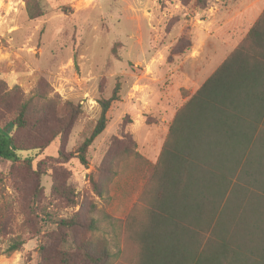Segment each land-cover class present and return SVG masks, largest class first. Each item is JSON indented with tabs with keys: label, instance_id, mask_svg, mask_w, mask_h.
I'll list each match as a JSON object with an SVG mask.
<instances>
[{
	"label": "rangeland",
	"instance_id": "374dc122",
	"mask_svg": "<svg viewBox=\"0 0 264 264\" xmlns=\"http://www.w3.org/2000/svg\"><path fill=\"white\" fill-rule=\"evenodd\" d=\"M28 1L0 0V78L23 97L40 88L50 112L69 100L80 113L63 143L56 138L42 151L22 153L33 156L30 170L0 161V264H59L53 248L61 233L76 241L103 238L113 264H125L117 220L137 201L142 173L119 157L106 185L95 190L90 177L110 150L121 148L112 144L120 130L155 161L176 109L250 26L234 32L232 15L222 23L214 10L231 13L243 0H38L42 15L36 17ZM100 99H110L106 125L84 166L73 151L98 119ZM10 123L0 113V131L9 132ZM56 183L63 192L52 190ZM70 218L79 225L66 230L56 223ZM13 241L22 243L9 251Z\"/></svg>",
	"mask_w": 264,
	"mask_h": 264
},
{
	"label": "trees",
	"instance_id": "16d2710c",
	"mask_svg": "<svg viewBox=\"0 0 264 264\" xmlns=\"http://www.w3.org/2000/svg\"><path fill=\"white\" fill-rule=\"evenodd\" d=\"M27 4L31 17L42 15L38 0ZM38 89L23 97L0 78V113L11 118V130L0 131V161L29 170L33 156L22 153L42 151L56 138L63 143L80 113L69 100L50 112ZM98 103V119L73 151L84 166L90 145L105 128L110 99ZM112 142L121 148L110 150L96 178L91 175L93 188L107 184L119 157L134 163L143 179L137 201L117 220L125 264H264V9L176 109L154 162L135 150L128 132L120 130ZM52 190L64 188L56 183ZM56 223L66 230L79 225L75 218ZM94 232L89 222V235ZM56 242L59 264H113L103 238L76 241L61 233ZM21 243L13 241L9 251Z\"/></svg>",
	"mask_w": 264,
	"mask_h": 264
},
{
	"label": "crops",
	"instance_id": "0c3cea01",
	"mask_svg": "<svg viewBox=\"0 0 264 264\" xmlns=\"http://www.w3.org/2000/svg\"><path fill=\"white\" fill-rule=\"evenodd\" d=\"M218 8L214 10L215 11L214 15L218 14L220 16L219 21H222V23H223V20H222L223 18H227L229 14L232 15V19L235 21V23L231 25V27L233 28L235 32L239 28L240 25H243V26L250 25L251 26L256 21V19L258 18V16L261 14V12L264 9V0H243L242 2L239 1L237 6L231 13L230 11L227 12V8H221V7H218ZM224 9L226 10V12H223ZM243 20H246V24H243ZM243 26L240 30L243 29ZM222 61H220L219 64Z\"/></svg>",
	"mask_w": 264,
	"mask_h": 264
}]
</instances>
